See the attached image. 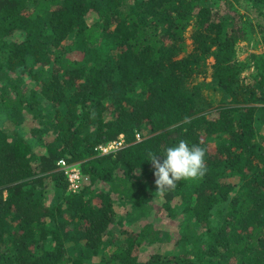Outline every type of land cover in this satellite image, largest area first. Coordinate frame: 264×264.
Instances as JSON below:
<instances>
[{
  "label": "trees",
  "instance_id": "1",
  "mask_svg": "<svg viewBox=\"0 0 264 264\" xmlns=\"http://www.w3.org/2000/svg\"><path fill=\"white\" fill-rule=\"evenodd\" d=\"M236 2L264 21V0H0V264H264V53L236 59L238 42L264 45V25ZM181 139L207 165L163 196L188 224L117 237L151 211L148 153L163 160ZM60 160L79 168L80 193ZM163 243L174 253L145 252Z\"/></svg>",
  "mask_w": 264,
  "mask_h": 264
},
{
  "label": "rangeland",
  "instance_id": "2",
  "mask_svg": "<svg viewBox=\"0 0 264 264\" xmlns=\"http://www.w3.org/2000/svg\"><path fill=\"white\" fill-rule=\"evenodd\" d=\"M236 8H238V11L240 12L241 15L244 16L245 19L249 20L252 22L256 27L258 25H264V21L259 17L258 12L256 11L255 8H253L250 4L245 3V2H240V3H235ZM224 12L226 9H223ZM222 10V12H223ZM232 15H234L232 13ZM237 26V25H235ZM192 35V31H188L187 33V44L189 47V51L193 50L192 47V40L190 39V36ZM259 35V34H258ZM258 53L263 54L264 53V45L262 44V39L259 36H256L253 42H247V41H240L237 43L236 46V59L238 61L244 62L249 54L251 52H254L256 49ZM214 64V59L210 58L207 61V66H208V77L206 78L207 82L211 81V73L213 72L212 66ZM251 72L252 71H245L243 73L244 77L248 78L250 81L251 79ZM24 80L25 84L27 85L25 88L24 93L26 95H29V92L31 88L33 87L32 82H31V77L30 75L25 74L24 75ZM203 80V79H202ZM8 110H5L3 106L0 105V113L5 114V116L0 117V126H4L6 123V118L8 117ZM260 115L257 116V122H256V127L258 128V131L264 135V124H260L259 121ZM38 127V122H33L31 120H27L23 124H21L18 128L19 130H23L25 134L27 135V138L31 137V132L32 130ZM36 152L40 151V147H36L34 149ZM149 182V181H146ZM85 186V185H84ZM157 192V191H156ZM179 197L175 198V201L171 203L172 206V211H174L177 214V219H173L168 216L167 211L165 210V205H166V200L163 197H159L158 195L155 194V197H151L150 200L148 201V206L151 207V211H149L148 215L146 217H139L138 213H134L132 216L128 217L129 221H126L127 223L124 224L125 226L122 228L116 227L117 230L115 234H117V237H119L120 233L123 231V233L126 232H135L138 231L140 228H144L145 226L152 224L155 228L157 229H162L166 232H178L181 227H183L187 222L184 220L185 215L183 213H180L177 210V203H178ZM117 201V200H116ZM119 204V206H118ZM116 204V212H117V220L120 219V216H124L125 212L129 211V208L126 206H122L120 203ZM173 212V213H174ZM174 213V214H175ZM179 213V214H178ZM188 224V223H187ZM186 224V225H187ZM186 225L184 227H186ZM146 246V245H145ZM149 254L155 253V252H161L162 254H173L174 253V248L172 244L168 243H163L158 244V245H148L146 248H144ZM95 262H98L95 260Z\"/></svg>",
  "mask_w": 264,
  "mask_h": 264
},
{
  "label": "clouds",
  "instance_id": "3",
  "mask_svg": "<svg viewBox=\"0 0 264 264\" xmlns=\"http://www.w3.org/2000/svg\"><path fill=\"white\" fill-rule=\"evenodd\" d=\"M188 119L185 117V121ZM162 155L163 160L150 151L147 159L154 169L159 197L175 190L178 182L200 179L207 172L205 150L196 144L190 146L186 140L181 139L178 144L167 147Z\"/></svg>",
  "mask_w": 264,
  "mask_h": 264
},
{
  "label": "built area",
  "instance_id": "4",
  "mask_svg": "<svg viewBox=\"0 0 264 264\" xmlns=\"http://www.w3.org/2000/svg\"><path fill=\"white\" fill-rule=\"evenodd\" d=\"M124 138L121 136L119 140L111 142L106 146L100 147L104 154H110L119 150L124 143ZM58 166L65 173V176L69 183V191L72 193H80L83 187V181L85 180L82 176L79 168L76 165H68L64 160L58 162Z\"/></svg>",
  "mask_w": 264,
  "mask_h": 264
}]
</instances>
